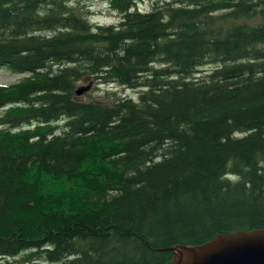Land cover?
Segmentation results:
<instances>
[{
    "label": "trees",
    "instance_id": "obj_1",
    "mask_svg": "<svg viewBox=\"0 0 264 264\" xmlns=\"http://www.w3.org/2000/svg\"><path fill=\"white\" fill-rule=\"evenodd\" d=\"M104 1L118 23L0 0L22 76L0 84V264H169L264 229V0Z\"/></svg>",
    "mask_w": 264,
    "mask_h": 264
},
{
    "label": "water",
    "instance_id": "obj_2",
    "mask_svg": "<svg viewBox=\"0 0 264 264\" xmlns=\"http://www.w3.org/2000/svg\"><path fill=\"white\" fill-rule=\"evenodd\" d=\"M89 86L76 90L80 97ZM169 264H264V229L215 236L198 246H176L168 250Z\"/></svg>",
    "mask_w": 264,
    "mask_h": 264
},
{
    "label": "rangeland",
    "instance_id": "obj_3",
    "mask_svg": "<svg viewBox=\"0 0 264 264\" xmlns=\"http://www.w3.org/2000/svg\"><path fill=\"white\" fill-rule=\"evenodd\" d=\"M76 1V0H71ZM155 0H144L139 5V9L143 11H147L150 9L151 4ZM82 9L88 10L89 12V18L91 23L93 24H99L104 26L114 25L118 23L119 16L115 13L109 10L108 5L104 0H79ZM20 79H22V76L12 74L7 69H0V84L1 85H10L18 82ZM87 83H81L77 86V89L87 86ZM90 89L87 91V93L83 96H81V99L83 101L87 100H95V101H107L105 98V92L107 91H115L117 93V96L125 95L132 98H136L137 91L136 90H124L121 87L116 86H102V85H94L93 83L89 84ZM1 113V111H0ZM19 259H16V264H20Z\"/></svg>",
    "mask_w": 264,
    "mask_h": 264
}]
</instances>
